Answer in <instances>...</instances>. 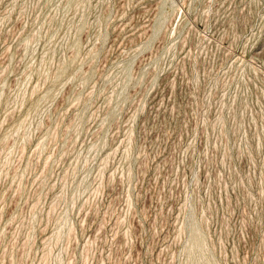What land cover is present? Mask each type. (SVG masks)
<instances>
[{
    "label": "rangeland",
    "instance_id": "374dc122",
    "mask_svg": "<svg viewBox=\"0 0 264 264\" xmlns=\"http://www.w3.org/2000/svg\"><path fill=\"white\" fill-rule=\"evenodd\" d=\"M0 264H264V0H0Z\"/></svg>",
    "mask_w": 264,
    "mask_h": 264
}]
</instances>
